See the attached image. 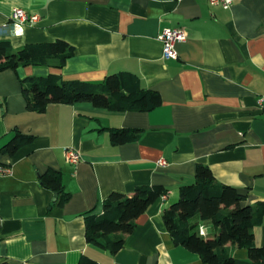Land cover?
Masks as SVG:
<instances>
[{
	"label": "crops",
	"instance_id": "crops-1",
	"mask_svg": "<svg viewBox=\"0 0 264 264\" xmlns=\"http://www.w3.org/2000/svg\"><path fill=\"white\" fill-rule=\"evenodd\" d=\"M16 7L38 19L13 22ZM165 27L186 32L176 59L162 58ZM57 39L71 49L63 61L0 71V147L14 130L33 136L11 156L0 152L9 167L0 175V263L77 264L86 256L97 264H207L174 242L161 213L197 164L234 186L244 204L264 201V0L227 9L208 0H0V40L13 50ZM122 72L159 92L161 103L142 111L51 103L38 112L21 92L29 76L96 83ZM122 127L140 129L138 140L112 143L110 131ZM66 148L81 159L68 162ZM49 169L60 171L63 197L40 182ZM139 185L167 193L137 217L122 247L111 253L87 241L85 218L101 213L110 193ZM200 225L213 231L210 221ZM253 234L264 246V223ZM231 253L247 258L243 248Z\"/></svg>",
	"mask_w": 264,
	"mask_h": 264
},
{
	"label": "trees",
	"instance_id": "trees-1",
	"mask_svg": "<svg viewBox=\"0 0 264 264\" xmlns=\"http://www.w3.org/2000/svg\"><path fill=\"white\" fill-rule=\"evenodd\" d=\"M70 53L69 44L60 39L28 43L17 50L9 41L0 40V71L20 65H47ZM21 92L27 107L38 112L51 103H90L112 111L150 110L161 103L159 92L136 87V77L128 72L109 74L96 83L64 80L55 73L29 76L22 80ZM109 137L114 144L135 141L140 129L115 128ZM32 139V135L14 130L0 152L11 156ZM39 180L64 196L59 170L49 169L39 175ZM166 193L162 185H139L131 194L110 193L102 212L85 218L87 241L115 253L122 247L124 235L135 227L137 217ZM243 201L244 195L234 186L217 181L207 165L197 164L193 181L179 186L177 199L162 210L161 217L174 242L197 253L207 264H264V246L255 244L253 234V228L264 223V201L253 205ZM202 221H210L213 231L204 229L201 233ZM233 248L246 249L247 258H235ZM77 264L97 262L82 256Z\"/></svg>",
	"mask_w": 264,
	"mask_h": 264
},
{
	"label": "built area",
	"instance_id": "built-area-1",
	"mask_svg": "<svg viewBox=\"0 0 264 264\" xmlns=\"http://www.w3.org/2000/svg\"><path fill=\"white\" fill-rule=\"evenodd\" d=\"M210 4H219L223 8H230L234 0H208ZM38 19L37 14H31L22 8L16 7L12 10L11 20L15 23H32ZM186 38V32L182 28H163L158 34V39L162 43V58L164 60L176 59L177 51L175 44L178 41H183ZM259 107L261 112L264 113V95H260L258 98ZM65 158L68 162L75 164L81 159L79 151L73 148L65 149ZM159 165H165V160L158 161ZM9 171V167L6 165H0V175H3ZM200 232L204 234V227L200 226ZM0 264H9L7 261Z\"/></svg>",
	"mask_w": 264,
	"mask_h": 264
},
{
	"label": "water",
	"instance_id": "water-1",
	"mask_svg": "<svg viewBox=\"0 0 264 264\" xmlns=\"http://www.w3.org/2000/svg\"><path fill=\"white\" fill-rule=\"evenodd\" d=\"M54 196H55V197L57 196V192H54Z\"/></svg>",
	"mask_w": 264,
	"mask_h": 264
},
{
	"label": "rangeland",
	"instance_id": "rangeland-1",
	"mask_svg": "<svg viewBox=\"0 0 264 264\" xmlns=\"http://www.w3.org/2000/svg\"><path fill=\"white\" fill-rule=\"evenodd\" d=\"M176 199H177V198H176ZM176 199H175V200H176Z\"/></svg>",
	"mask_w": 264,
	"mask_h": 264
}]
</instances>
